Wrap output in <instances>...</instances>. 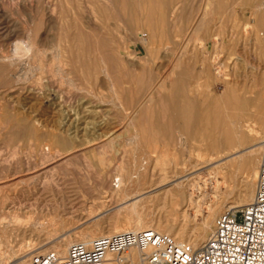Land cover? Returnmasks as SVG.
<instances>
[{"label": "rangeland", "instance_id": "rangeland-1", "mask_svg": "<svg viewBox=\"0 0 264 264\" xmlns=\"http://www.w3.org/2000/svg\"><path fill=\"white\" fill-rule=\"evenodd\" d=\"M42 1L0 0V125L4 124L2 129L0 126V255L2 254L3 261H6L7 264H12L17 249L19 247L23 250L27 249L28 243L29 245H37L36 247L45 244L44 247L36 250L45 251L43 249L47 247L46 250H50L49 247L52 245L53 240L61 238L70 240V243L65 240L68 246L74 243V240H77L78 237L80 238L83 233L97 231L101 226H106L108 221H116L115 214L118 211L117 206H115L116 199L117 205L123 199L112 196L110 191L107 192L105 186L117 174V166L119 169V164H122V161L124 168H132L134 167L132 163L135 161L136 164H139L140 159L151 154V149L155 145L162 152L170 150L169 153L175 152L182 145L197 147L200 144L201 128L198 129L197 126L195 129L192 128L188 119V115L194 111L209 116L210 120L204 131L207 133V139L211 142L213 136L218 134L219 131V128L214 125L215 110L219 105L222 106L220 99L223 98L227 85L231 86L238 83L240 87L246 86L254 93L258 92V89L263 88L264 90V57L254 39L253 32L250 29L251 26L248 25H251L252 22V9L250 6H241V0H191V2L190 0H148L149 4L147 5V0H108L109 2L103 0L101 3L97 0L94 3L92 2L94 0H77V3L76 0ZM139 1H142L143 5ZM82 2L85 4L84 6ZM124 2L125 4H123ZM38 3L40 5L37 7ZM112 3H116L113 5V9L110 6ZM134 4L139 5L140 8L139 6L137 8ZM209 4L210 6H208ZM104 5L107 7H104ZM119 5L122 6L119 7ZM186 5H188V9ZM99 9L102 12L104 11L103 15H101L102 12L99 13ZM91 10H94V14ZM164 10L170 11L165 13ZM48 13H51L52 16ZM111 13L115 14L111 15ZM142 13L143 15H141ZM44 15H47L46 18ZM68 15L71 18L66 17ZM140 15L143 16L141 20ZM54 16L57 18H53ZM116 16L118 17L116 18ZM39 17L42 19L39 20ZM76 18L81 21L79 20V22ZM101 18L105 19L102 20ZM140 21L142 22L140 23ZM64 34H67L68 37ZM38 35L40 36L38 37ZM30 36L34 37L33 39L37 45L41 46L43 44L39 47L44 55V57L41 56L42 59L39 58L35 61L24 59L25 62L23 61L21 65H17V68L9 66L6 61L2 62L4 55L8 60L12 59L16 45L28 42ZM138 38L141 40H138ZM193 39L194 41L197 39L198 42L194 43ZM155 42L156 44H154ZM203 42L206 49L203 48ZM222 42L223 44H221ZM66 43L71 48H68ZM158 46L163 48L160 49ZM39 60L43 61L40 62ZM51 63L52 65H50ZM68 65H72L71 68ZM22 66L24 67L22 68ZM13 69L15 70L13 71ZM32 69H34L33 72ZM83 70L86 72L84 73ZM17 71L18 73H16ZM24 71L29 74H25ZM60 71L62 72L59 73ZM104 71H107L108 75ZM18 79H23V81ZM115 80L116 82L118 80V82L116 83ZM87 81L90 83L88 84ZM24 82H27L28 86ZM175 87L176 90L179 89L178 91H180L178 97H174ZM121 91L123 92L121 93ZM162 96H166L168 100L170 99L169 104L171 103V105H174L175 98L182 99V118L170 122L168 117H157L156 114L151 113V110L149 111L148 108L152 109L154 107L153 109H155L157 107L156 109H159L161 107L162 104L160 105L158 100ZM42 98L44 99L42 100ZM36 99H39V103L36 102ZM132 100L137 101L134 103ZM33 101L36 103H33ZM152 101L154 103H151ZM122 107H125V110ZM147 113L148 115H146ZM136 117H138V120H136ZM38 118L39 121H37ZM131 118L134 122L130 125ZM6 120L11 121L6 122ZM18 120L21 121L17 122ZM165 120H167V123ZM146 122L147 124H145ZM17 123L21 125L22 129H19ZM159 125L162 131L165 132V136H163L165 139L163 137L160 139L157 134ZM176 125L180 126L178 130ZM251 125L257 126L254 122H251ZM184 126L187 127L184 128ZM134 131L137 132L140 138L137 145L130 143V139L135 134ZM107 134L108 136H106ZM211 135L212 137H210ZM257 136L263 138L261 133ZM151 143L155 144H152L154 147L151 146ZM71 149L72 152H70ZM88 149L94 150H90V152ZM143 149H147L145 150L147 152ZM130 150L132 151L130 152ZM60 152H65L62 155H67L64 159L58 160ZM125 152H128V154ZM235 152L234 149L227 150L225 154L223 152L217 158L214 157V160L211 161L212 164L209 163L206 166L209 168L202 170L201 174L205 178L214 176L213 172L217 167L224 165L232 158H236V155L233 154ZM43 155L46 157H43ZM55 155L58 156L55 157ZM170 159L173 158L170 157ZM174 159L179 162L184 161V158L181 159L180 156H175ZM117 163L119 164L117 165ZM210 170L211 175L208 174ZM147 172L142 174L145 186L151 184V179L161 177V174H157L158 171L156 170V175L155 172H151V169ZM180 177L177 176L174 179L182 181L184 178ZM217 180L221 188L220 193L227 192L229 186L234 187V192L237 191L236 194L251 186V177L249 178L243 172L234 176L231 182H224L221 177H217ZM101 181L104 182L105 186ZM214 183L213 180L205 188L206 198L203 201L205 203L201 205L202 213L209 211L208 208L217 199L214 193ZM141 189L136 190L139 193L132 192L131 198L147 191V189ZM222 195L231 198L233 194L225 193ZM160 204L161 202L158 203V201L153 205L149 203L145 211H148L149 214L153 212L157 216L163 214L160 217L165 218L173 208L162 207ZM114 208L116 209L114 210ZM110 209H113L112 214L111 212L107 214L106 212ZM225 209L226 207L222 208L215 215V218ZM137 210L141 211L139 207ZM194 210L189 208L188 212L194 214ZM118 217L116 219H119V222L126 220L123 214ZM201 220V214H196L195 221L200 223ZM163 225L160 227V231L168 234V230L172 228ZM50 239L52 241H49ZM21 243L27 244L22 245Z\"/></svg>", "mask_w": 264, "mask_h": 264}, {"label": "bare ground", "instance_id": "bare-ground-1", "mask_svg": "<svg viewBox=\"0 0 264 264\" xmlns=\"http://www.w3.org/2000/svg\"><path fill=\"white\" fill-rule=\"evenodd\" d=\"M37 1V0H36ZM55 1V0H54ZM57 1V0H56ZM65 1V0H64ZM87 1V0H86ZM89 1V0H88ZM92 1V0H91ZM103 0H97V2L101 3ZM108 1V0H107ZM111 1V0H109ZM108 1V2H109ZM128 1V0H127ZM150 1V0H149ZM193 1V0H192ZM209 1V0H207ZM4 2V1H3ZM9 2V1H8ZM40 2H43L42 0H40ZM93 3L95 2L92 1ZM96 2V3H97ZM114 2V1H113ZM122 2V1H121ZM140 2V1H139ZM142 2V1H141ZM140 2V3H141ZM166 2V1H165ZM191 2V0H190ZM212 2V1H210ZM5 3V2H4ZM58 3V2H56ZM55 3V4H56ZM77 3V0H76ZM83 3V2H82ZM95 3V4H96ZM111 3V2H110ZM139 3V4H140ZM164 3V2H163ZM80 4V3H79ZM89 4V3H88ZM98 4V3H97ZM105 4V3H104ZM116 4V3H114ZM112 3V5H110L112 7V9L114 8ZM125 4V2L123 3ZM130 4V2H129ZM136 4V3H135ZM134 4V5H135ZM143 5V2L141 3ZM149 4L148 0L146 5ZM166 4V3H165ZM164 4V5H165ZM168 4V3H167ZM166 4V5H167ZM40 4L38 3L37 7ZM52 5V4H51ZM57 5V4H56ZM85 4L83 3V6ZM101 5V4H100ZM99 5V6H100ZM108 5V4H107ZM133 5V4H132ZM137 5V4H136ZM135 5V6H136ZM145 5V6H146ZM162 5V4H161ZM238 5V3H237ZM50 6V5H49ZM55 6V5H54ZM60 6V5H59ZM80 6V5H79ZM82 6V5H81ZM98 6V5H97ZM109 6V7H110ZM118 6V5H117ZM122 5H119V7ZM139 6V5H138ZM138 6H136L138 8ZM187 9H188V5ZM210 6V4L208 5ZM212 6V5H211ZM241 6H250V8L252 9V22L251 25L248 24L249 26H251V30H252V34L254 35V39L257 42V44L259 45V48L261 50V52L263 53V57H264V0H241ZM61 7V6H60ZM87 7V6H86ZM92 7V6H91ZM96 7V6H95ZM94 7V9H95ZM104 7H107L104 5ZM108 7V8H109ZM110 7V9H111ZM128 7V6H126ZM135 7V8H136ZM213 7V6H212ZM41 8V7H40ZM57 8V7H56ZM54 8V9H56ZM63 8V7H62ZM88 8V7H87ZM140 8V6H139ZM148 8V7H147ZM190 8V5H189ZM39 9V8H38ZM68 9V8H67ZM109 9V10H110ZM111 9V10H112ZM128 9V8H127ZM143 9V8H142ZM150 9V8H148ZM186 9V11H187ZM191 9V8H190ZM57 10V9H56ZM55 10V12H56ZM87 10V9H86ZM96 10V9H95ZM100 10V9H99ZM105 10V9H104ZM107 10V9H106ZM108 10V11H109ZM136 10V9H135ZM139 10V9H138ZM137 10V11H138ZM141 10V9H140ZM139 10V11H140ZM152 11V9H150ZM40 11V9H39ZM60 11H64V10H60ZM88 11V10H87ZM117 11V10H116ZM129 11V10H128ZM157 11V10H154ZM165 11V10H164ZM170 10L165 11V13H169ZM174 11V10H173ZM190 11V10H189ZM210 11V10H208ZM58 12V11H57ZM79 12V11H78ZM82 12V11H80ZM85 12V11H84ZM90 12V11H89ZM92 14H94V10L92 11ZM96 12V11H95ZM102 12L101 10L99 11V13ZM104 12V11H103ZM103 12L101 15H103ZM120 12V11H118ZM147 12V11H145ZM36 13V12H35ZM47 13V12H46ZM62 13V12H60ZM98 13V12H97ZM121 13V12H120ZM125 13V12H124ZM123 13V14H124ZM150 13V12H149ZM175 13V12H174ZM187 13V12H186ZM210 13V12H209ZM37 14V13H36ZM51 15V13H48V15ZM54 14V13H53ZM67 14V13H66ZM82 14V13H81ZM88 14V12H87ZM91 14V15H92ZM105 14V13H104ZM115 14V13H113ZM111 13V15H113ZM128 14V13H125ZM145 14V13H144ZM172 14V11H171ZM189 14V13H188ZM38 15V14H37ZM58 15V14H57ZM56 15V16H57ZM71 15V13H70ZM89 15V14H88ZM98 15V14H97ZM96 15V16H97ZM117 15V14H116ZM143 15V13L141 14ZM139 16L140 20L141 17L143 16ZM146 15V14H145ZM144 15V16H145ZM149 15V14H148ZM152 15V12H151ZM186 15V14H185ZM40 16H41V12H40ZM43 16V14H42ZM47 15H44V17L46 18ZM49 16V17H51ZM64 16V15H63ZM83 16V15H81ZM106 16V15H105ZM130 16V15H128ZM158 16V15H157ZM167 16V15H166ZM165 16V17H166ZM61 17V16H60ZM59 17V18H60ZM66 17H70L69 15ZM85 17V16H84ZM100 17V16H99ZM103 17V16H102ZM118 16H116L117 18ZM148 17V16H147ZM151 17V16H150ZM169 17V16H168ZM33 18V16H32ZM41 17H39L40 20ZM53 18H57V17H53ZM62 18V17H61ZM65 18V16H64ZM71 18V17H70ZM75 18V17H73ZM98 18V17H97ZM109 18V17H108ZM128 18V17H127ZM145 18V17H144ZM152 18V17H151ZM42 19V18H41ZM93 19V18H92ZM102 20L105 18H101ZM107 19V16H106ZM129 19V18H128ZM66 20V19H63ZM70 20V19H69ZM75 20V19H74ZM76 20H80L79 18H76ZM89 20V19H88ZM95 20V19H94ZM100 20V19H99ZM123 20V19H122ZM62 21V20H60ZM81 21V20H80ZM79 21V22H80ZM118 21V19H117ZM120 21V20H119ZM126 21V20H125ZM157 21V18H156ZM43 22V21H42ZM76 22V21H75ZM131 22V21H130ZM142 21H140L141 23ZM133 23V22H132ZM87 24V23H86ZM89 24V23H88ZM87 24V25H88ZM121 24V23H120ZM130 24V23H129ZM143 24V23H142ZM157 24V22H156ZM246 24V23H245ZM80 25V24H79ZM124 25V24H122ZM127 25V23H126ZM145 25V24H144ZM125 26V25H124ZM131 26V25H129ZM195 26V25H194ZM202 26V25H201ZM86 27V26H85ZM137 27V26H136ZM147 27V26H146ZM221 27V26H219ZM245 27V26H243ZM247 27V26H246ZM64 28V27H63ZM62 28V29H63ZM89 28H91V26H89ZM88 28V30H89ZM141 28V27H140ZM139 28V29H140ZM152 28V27H151ZM202 28V27H201ZM249 28V27H248ZM246 28V29H248ZM130 29V28H128ZM134 29V27H133ZM138 29V31H140ZM204 29V28H203ZM208 29V28H207ZM206 29V30H207ZM82 31V28L80 29ZM87 30V29H86ZM125 30V29H124ZM219 30V29H218ZM64 31V30H63ZM62 31V32H63ZM134 32V30H132ZM152 31V30H151ZM88 32V31H87ZM90 32V31H89ZM127 32V31H126ZM141 32V31H140ZM31 33V32H30ZM35 33V31H34ZM33 33V34H34ZM65 33V31H64ZM94 33V32H91ZM205 33V32H204ZM67 34H64V36H66ZM81 35V34H79ZM135 35V34H134ZM138 35V34H137ZM136 35V36H137ZM141 35V34H139ZM29 36V35H28ZM27 36V37H28ZM40 35H38L39 37ZM197 36V35H195ZM199 36V35H198ZM208 36V35H207ZM26 37V38H27ZM68 37V36H66ZM81 37V36H79ZM84 37V36H83ZM134 37V36H133ZM138 37V36H137ZM202 37V36H201ZM219 37V36H218ZM222 37V36H220ZM34 38V37H33ZM31 36L28 38V42L26 43H20L17 44L15 47V52H14V57L12 59H7L6 57L3 56L2 58V62L6 61L8 63L9 66H17V65H21L23 63V61L25 62L24 59H28V60H33L35 61L36 59H39L42 57H44V55L42 54V51L40 50L39 47H41L40 45H37L35 40L33 39ZM37 38V36H36ZM73 38V37H72ZM149 38V36H148ZM195 38V37H194ZM38 39V38H37ZM36 39V40H37ZM62 39H64L62 37ZM67 39V38H66ZM132 39V37H131ZM140 38H138L139 40ZM152 39V38H151ZM154 39V37H153ZM208 39V38H207ZM135 40V38H134ZM141 40V39H140ZM157 40V39H156ZM163 40V39H162ZM161 40V41H162ZM204 40V39H203ZM38 41V40H37ZM59 41V40H58ZM76 41V40H75ZM144 41V40H143ZM191 41V40H190ZM39 42V41H38ZM42 42V41H41ZM40 42V43H41ZM62 42V41H61ZM70 42V41H69ZM142 42V41H141ZM147 42V41H146ZM193 42H198L197 39L196 41ZM201 42V41H200ZM221 42V41H220ZM254 42V43H256ZM64 43V42H62ZM77 43V42H76ZM136 43V42H135ZM165 43V42H163ZM204 43V42H203ZM206 43V40H205ZM205 43L203 44V48ZM59 44V43H58ZM67 44V43H66ZM156 44V42L154 43ZM162 44V43H161ZM223 44V42L221 43ZM15 45V44H14ZM61 45V44H60ZM65 45V44H63ZM62 45V46H63ZM72 45V44H71ZM164 45V44H162ZM194 45V44H193ZM202 45V44H201ZM218 45V43H217ZM230 45V44H229ZM68 48H71V46H69V44L66 45ZM65 46V47H66ZM155 46V45H154ZM97 47V46H96ZM200 47V46H199ZM44 48V47H42ZM106 48V47H105ZM121 48V47H120ZM158 48H163L161 46H158ZM201 48V47H200ZM222 48V46H221ZM224 48V47H223ZM234 48V47H232ZM62 49V48H61ZM154 49V48H153ZM206 49V48H205ZM68 50V49H67ZM124 50V49H123ZM156 50V49H155ZM221 50V49H220ZM46 51V49H45ZM113 52V51H112ZM216 52V51H215ZM65 53V52H64ZM63 53V54H64ZM73 53V52H72ZM53 54V53H52ZM10 55V54H8ZM65 55V54H64ZM73 56V54H71ZM110 55V54H108ZM42 56V57H41ZM71 56V57H72ZM111 56V55H110ZM76 57V56H75ZM107 57V56H106ZM60 58V57H59ZM240 58V57H239ZM238 59V58H237ZM64 60V59H63ZM66 60V59H65ZM106 60V59H105ZM108 60V59H107ZM112 60V59H111ZM116 60V59H115ZM241 60V59H240ZM40 62H42L41 60H39ZM56 61V59H55ZM238 61V60H237ZM5 62V64H6ZM104 63V61H102ZM52 63H54L52 61ZM52 63L50 65H52ZM101 63V62H99ZM31 64V63H30ZM63 64V63H61ZM65 64V63H64ZM69 64V63H68ZM71 64V63H70ZM105 64V63H104ZM108 64V63H107ZM24 65V64H23ZM54 65V64H53ZM56 65V64H55ZM114 65V64H113ZM213 65V64H212ZM26 66V65H24ZM22 66V68L24 67ZM42 66V65H41ZM70 66V65H68ZM66 66V67H68ZM72 66V65H71ZM70 66V68H71ZM108 66V65H106ZM30 67V66H29ZM57 67V66H56ZM62 67V66H61ZM60 67V68H61ZM65 68V65L63 66ZM93 67V66H92ZM96 67V66H95ZM98 67V66H97ZM102 67V66H101ZM100 67V68H101ZM13 68V67H12ZM17 68V67H16ZM19 68V66H18ZM32 68V67H31ZM35 68V67H33ZM58 68L59 70H62ZM63 68V71H64ZM25 69V68H24ZM53 69V67H52ZM56 70V68H54ZM57 69V70H58ZM69 69V68H68ZM73 69V67H72ZM99 69V68H97ZM15 69H13L14 71ZM22 70V69H21ZM20 70V71H21ZM31 70V69H30ZM36 71L38 70L35 69ZM45 70V69H43ZM40 70V71H43ZM67 70V69H66ZM86 70V69H85ZM107 70V69H106ZM5 71V70H4ZM34 71V69H32V72ZM39 71V72H40ZM70 71H74V70H70ZM84 71V70H83ZM98 71V70H97ZM100 71V69H99ZM109 71V70H108ZM25 72V71H24ZM38 72V73H39ZM55 72V71H54ZM62 71H60L59 73H61ZM86 71H84L85 73ZM88 72V71H87ZM101 72V71H100ZM18 73V71L16 72ZM27 72H25L26 74ZM72 73V72H71ZM104 73L106 75H108L107 71H104ZM8 74V73H7ZM24 74V73H22ZM24 74V75H25ZM29 74V73H27ZM41 74V73H39ZM70 74V73H69ZM83 74V73H82ZM81 74V75H82ZM113 74H115V72H113ZM207 74V73H206ZM218 74V73H216ZM264 74V72H263ZM9 75V74H8ZM18 75V74H17ZM62 75V74H61ZM67 75V74H66ZM19 76V75H18ZM27 77V75H25ZM40 76V75H39ZM38 76V77H39ZM72 76V75H71ZM93 76V75H92ZM91 76V77H92ZM179 76V75H178ZM219 76V75H218ZM73 77V76H72ZM89 77V76H88ZM96 77V76H95ZM30 78V76H29ZM40 78V77H39ZM38 78V80H40ZM85 78V77H84ZM90 78V77H89ZM180 78V77H179ZM15 79V78H14ZM66 79V78H65ZM64 79V80H65ZM116 79V78H114ZM112 79V80H114ZM178 79V78H177ZM12 80V78H11ZM16 80V79H15ZM20 81H23V79H18ZM27 80V79H26ZM30 80V79H29ZM36 80V78L34 79V81ZM37 80V81H38ZM13 81V80H12ZM19 81V82H20ZM25 81V79H24ZM28 81V80H27ZM61 81V80H60ZM69 81V78H68ZM76 81V80H75ZM85 81V80H84ZM17 82V81H16ZM41 82V81H40ZM66 82V81H65ZM71 82V80H70ZM73 82V81H72ZM86 82V81H85ZM116 82V80H115ZM118 82V80H117ZM116 82V83H117ZM178 82V81H177ZM21 83V82H20ZM25 83V82H24ZM27 83V82H26ZM25 83V84H26ZM36 83V82H35ZM34 83V86H35ZM62 83V82H61ZM74 83V82H73ZM77 83V82H76ZM87 83L89 84L90 82L87 81ZM18 84V82H17ZM75 84V83H74ZM181 84V83H180ZM19 85V84H18ZM22 85V84H21ZM20 85V86H21ZM27 85V84H26ZM37 85V84H36ZM79 85V84H78ZM28 86V85H27ZM38 86V85H37ZM41 86V85H40ZM72 86V84H71ZM75 86V85H74ZM175 86V85H174ZM22 87V86H21ZM88 87V86H87ZM86 87V88H87ZM24 88V87H23ZM27 88V87H26ZM34 88V87H33ZM43 88V87H41ZM72 88V87H71ZM91 88V87H90ZM112 88V87H111ZM2 89V88H1ZM37 89V88H36ZM40 89V88H39ZM177 88L175 87L174 90H176ZM23 90V89H22ZM34 90V89H33ZM42 90V89H40ZM90 90V89H89ZM119 90V89H118ZM179 90V89H178ZM176 90L174 97H178V95L180 94V91ZM9 91V90H8ZM43 91V90H42ZM49 91V90H48ZM188 91V90H187ZM241 91V92H240ZM258 92H251L249 89L246 88V86L240 87L237 84H233L231 86L227 85L226 90L224 91V96L222 99H220V103H222V106L220 107V105L218 107H216L215 110V115H214V125L215 127H218L219 131L218 134H215L212 138V143L210 142L209 139H207V133L204 131L205 126L208 125L209 123V116L207 114H203V113H198L196 111L193 113H190L189 116V120H190V125L191 127L195 129V127L197 126L198 129L201 128V139H200V144L197 145V147H191V146H179L175 152L173 151L172 153H169V151L167 152H162L159 148H157V146L154 143H151L155 145L152 146L154 148L151 149V154L150 155H146V157H144L143 159H140V163L136 164V162L132 161L133 166L132 168H124L123 167V161L122 164L117 163V165L119 164V169L117 166V174L115 176H113V178H111L109 181V184L107 186L104 185V182L102 184L107 187V192L110 191V193L112 194V196H115L117 198H121L123 199V201L117 205V199H116V204L115 206H117L116 208H118V211L116 212L115 216L118 217L120 215L123 214V216L126 217V220L124 222H119V219H116V221H112L106 224V226H101V228H99V230L97 231H89V232H85V233H81V237L77 240H74L75 242H84V243H88L90 242L92 239L97 238V237H101V236H105V235H111V234H116L119 232H124V231H128V230H141V229H153L156 230L158 232L160 231V227L162 226V224H164L167 227L172 228L171 230H168V234L171 235L177 242H184L183 240H186L185 242L192 245L193 247H199L200 245H202L210 236V234L213 232L214 227H215V215H217V213L220 212V210L222 208L226 209L221 212L224 213L229 209H234V208H239L249 202H251L254 198V194H255V190H256V184H257V177H258V168H259V164L261 161V158L264 154V90L263 88L261 90H257ZM41 92V91H40ZM39 92V93H40ZM44 92V91H43ZM51 92V91H49ZM112 92V91H111ZM120 92V91H119ZM123 91H121L122 93ZM131 92V91H130ZM160 92V91H159ZM38 93V94H39ZM53 93V92H52ZM91 93V92H90ZM174 93V92H173ZM179 93V94H178ZM32 94V93H31ZM37 94V95H38ZM49 94V93H48ZM47 94V95H48ZM92 94V93H91ZM94 94V93H93ZM115 94V93H114ZM154 94V93H153ZM152 94V95H153ZM156 94V93H155ZM161 94H163L161 92ZM28 95V94H27ZM45 95V94H44ZM50 95V94H49ZM48 95V97L50 98V96ZM57 95V94H56ZM55 95V96H56ZM119 95V94H118ZM168 95V94H167ZM39 96V95H38ZM46 96V95H45ZM54 96V95H53ZM97 96V95H96ZM148 96V95H147ZM161 96V95H160ZM30 97V94H29ZM132 97V96H131ZM153 97V96H151ZM181 97V96H180ZM221 97V96H220ZM119 98V97H117ZM156 98V97H154ZM44 98H42L43 100ZM55 99V97H54ZM120 99V98H119ZM131 99V98H130ZM149 99V98H148ZM147 99V101H148ZM158 99V98H157ZM160 100H158L160 102L161 107L159 109H151L148 108L149 111L151 110V113H154V115L156 114L157 117H168L169 121L171 122V120H175V119H180L183 117V107L181 106L182 104V99H176L174 100V105H171V103L169 104V100L168 98L165 96H162L161 98H159ZM30 100V99H29ZM33 100V99H32ZM39 99H36V102ZM145 100V99H144ZM154 100V99H153ZM156 100V99H155ZM154 100V101H155ZM210 100V99H209ZM212 100V99H211ZM31 101V100H30ZM52 101V100H51ZM102 101V100H101ZM106 101V100H105ZM120 101V100H119ZM130 101V100H129ZM134 101V100H132ZM137 101V100H136ZM134 101V103L136 102ZM171 101V100H170ZM173 101V100H172ZM216 101V100H215ZM35 101H33L34 103ZM35 102V103H36ZM49 102V101H48ZM116 103V101H114ZM124 102V101H123ZM139 102V100H138ZM141 102V101H140ZM39 103V101H38ZM50 103V102H49ZM53 103V102H52ZM151 103H154L153 101ZM121 105L123 103H120ZM139 104V103H137ZM141 104V103H140ZM159 104V103H158ZM209 104V103H208ZM39 105V104H38ZM51 105V104H50ZM200 105V104H198ZM48 106V104H47ZM53 106V105H52ZM151 106V105H150ZM49 107V106H48ZM125 107L129 108L128 106L125 105ZM125 107H122V109ZM138 107V106H137ZM144 107L146 108L145 104ZM46 108V107H44ZM51 108V106H50ZM126 108V110H127ZM203 108V107H202ZM36 109V108H35ZM39 109V108H38ZM37 109V110H38ZM42 109V108H41ZM52 109V108H51ZM55 109V108H54ZM206 109V108H204ZM212 109V108H211ZM131 110V108H130ZM200 110V109H199ZM198 110V111H199ZM203 110V109H202ZM39 111V110H38ZM136 112V110H134ZM139 111V110H137ZM143 111V110H141ZM145 111V109H144ZM143 111V112H144ZM59 112V111H58ZM125 112V111H124ZM133 112V110L131 111V113ZM205 112V111H204ZM145 113V112H144ZM212 113V112H211ZM40 115V114H39ZM127 116V113L125 114ZM135 115V114H133ZM137 115V114H136ZM135 115V116H136ZM145 116V114H143ZM148 115V113L146 114ZM152 115V114H151ZM13 116V115H12ZM138 116V115H137ZM153 116V115H152ZM129 117V116H128ZM131 117V114H130ZM129 117V119H130ZM143 117V116H142ZM186 117V116H185ZM61 118V117H60ZM87 118V117H86ZM132 118H134L132 116ZM130 120V125L133 124L134 120ZM138 120V117H136ZM128 119V118H127ZM135 119V118H134ZM148 120V119H147ZM159 120V119H158ZM157 120V121H158ZM5 121V120H4ZM3 121V123H4ZM7 121H11V120H6ZM21 120H18L17 122H20ZM29 121V120H28ZM37 121H39V118L37 119ZM149 121V120H148ZM154 121V120H153ZM167 120H165L166 122ZM62 122V121H61ZM69 122V121H67ZM152 122V121H151ZM160 122V120H159ZM251 122L257 124V126H253L251 125ZM15 123V122H13ZM43 123V122H42ZM149 123V122H148ZM156 123V122H155ZM163 123V122H162ZM167 123V122H166ZM177 123V122H176ZM20 124V123H19ZM23 124V123H22ZM39 124V123H37ZM36 124V125H37ZM64 124V123H63ZM62 124V125H63ZM147 124V122L145 123ZM150 124V123H149ZM152 124V123H151ZM180 124V123H179ZM188 124V123H187ZM29 125V124H26ZM33 125V124H32ZM60 125V124H59ZM163 125V124H162ZM1 129L4 127L3 125H0ZM19 129L22 127H20L21 125H18ZM61 126V125H60ZM68 126V125H67ZM137 126V125H136ZM139 126V125H138ZM150 126V125H149ZM177 126V125H176ZM25 127V126H24ZM32 127V126H31ZM34 127V126H33ZM37 127V126H36ZM66 127V126H65ZM164 127V126H163ZM180 127V126H179ZM177 126V130L179 128ZM187 126H184V128ZM18 128V127H17ZM63 128V127H62ZM92 128V127H91ZM94 128V127H93ZM157 128V125H156ZM155 128V129H156ZM159 130L157 132V134L159 135V138L161 139L163 136H165V132L162 131L161 126H158ZM166 128V127H164ZM191 128V129H192ZM18 129V130H19ZM148 129V128H147ZM153 129V127H152ZM167 129V128H166ZM193 129V131H194ZM208 129V128H207ZM79 130V129H77ZM137 130V129H136ZM151 130V129H150ZM165 130V129H164ZM55 131V130H54ZM53 131V132H54ZM70 131V130H69ZM168 131V130H167ZM176 131V130H175ZM199 131V130H198ZM18 132V131H17ZM21 132V131H20ZM80 132V131H79ZM78 132V134H79ZM135 132V131H134ZM139 132V131H138ZM156 132V131H155ZM178 132V131H177ZM192 132V131H191ZM195 132V131H194ZM197 132V131H196ZM26 134H28L27 132H25ZM86 133V132H85ZM179 133H181L179 131ZM262 134L263 138L258 137V134ZM18 134V133H17ZM134 134V133H133ZM47 135V134H46ZM54 135V134H53ZM91 135V134H90ZM96 135V134H94ZM114 135V134H113ZM168 136V134H166ZM29 136V135H28ZM34 136V135H31ZM36 136V135H35ZM57 136V135H56ZM75 136V135H74ZM108 136V134L106 135ZM157 136V135H156ZM172 136V135H171ZM170 136V137H171ZM185 135L183 134V137ZM27 137V136H26ZM65 137V136H63ZM62 137V138H63ZM73 137V136H72ZM111 137V135H110ZM182 137V136H181ZM188 137V136H187ZM212 137V135L210 136ZM51 138V137H50ZM89 138V137H88ZM98 138V137H97ZM103 138V137H102ZM129 139V137H127ZM193 138V137H192ZM197 138V136H196ZM195 138V139H196ZM56 139V137H55ZM92 139V138H91ZM104 139H106L104 137ZM163 139H165L163 137ZM178 139V138H177ZM102 141H104L103 139H101ZM99 140V141H101ZM158 140V139H157ZM180 140H182L180 138ZM179 140V141H180ZM184 140L186 141L185 137ZM209 140V141H207ZM39 141V140H37ZM56 141V140H54ZM188 141V140H187ZM209 142L210 144L206 143ZM62 142V141H61ZM113 142V141H112ZM129 142V141H128ZM140 142V138L137 134V132H135V134L133 135V137L130 139V143L137 145ZM63 143L66 144L65 141H63ZM101 143V142H100ZM105 143V142H103ZM91 144V143H89ZM102 144V143H101ZM107 144V143H105ZM111 144V143H110ZM51 145V144H50ZM68 145V144H67ZM74 145V142H73ZM72 145V146H73ZM92 145V144H91ZM90 145V146H91ZM95 145V143H94ZM104 145V144H102ZM142 145V144H140ZM181 145V144H180ZM81 146V145H80ZM87 146V145H86ZM96 146V145H95ZM149 146V145H147ZM163 146V145H162ZM176 146V145H175ZM54 147V146H53ZM63 147V146H62ZM76 147V146H75ZM84 147V145H83ZM88 147V146H87ZM99 147V146H98ZM101 147V146H100ZM106 147V146H105ZM128 147V146H127ZM130 147V146H129ZM145 147V145H144ZM57 148V147H55ZM74 148V147H73ZM79 148V147H76ZM82 148V147H81ZM94 148V146H93ZM126 148V147H125ZM163 148V147H162ZM161 148V149H162ZM61 149V148H60ZM86 149V148H85ZM84 149V150H85ZM165 149V148H164ZM234 149L236 152L233 153L236 155V158H232L230 160H228L227 158V162L224 165H221L219 167H217L213 174L214 176H210L209 178H205V176H203V174H201L202 170H207L206 167L209 163H211L212 160H214V157L217 158L219 154L223 153L225 154V151H229ZM65 150V149H64ZM63 150V151H64ZM87 150V149H86ZM89 150V149H88ZM91 151H93L92 149H90ZM89 150V151H90ZM104 150H106L104 148ZM136 150V149H135ZM144 150V149H143ZM147 150V149H145ZM144 150V151H145ZM166 150V149H165ZM44 151V150H43ZM59 151V150H58ZM61 151V150H60ZM80 151V150H79ZM78 151V152H79ZM88 151V152H89ZM90 151V152H91ZM125 151H127L125 149ZM129 151V150H128ZM132 150H130L131 152ZM143 151V152H144ZM41 152V151H40ZM45 152V151H44ZM54 152V151H52ZM69 152V151H68ZM72 152V149L71 151ZM75 152V151H73ZM142 152V151H141ZM147 152V151H145ZM56 153V152H55ZM59 154V152H57ZM63 152H60V155H55V157L58 156V160L60 159H64L65 156L67 155H62ZM65 153V152H64ZM63 153V154H64ZM67 153V152H66ZM83 153V152H82ZM123 153V152H122ZM126 153V152H125ZM139 153V152H138ZM171 155H168V154ZM49 154V153H48ZM77 154V153H76ZM128 154V152L126 153ZM125 154V156H126ZM132 154V153H129ZM136 154V153H135ZM148 154V153H147ZM47 155V154H46ZM51 155V154H50ZM73 155V154H72ZM71 155V156H72ZM86 155V154H85ZM123 155V154H122ZM124 156V155H123ZM175 156H180L181 159L182 157L184 158V161H177L175 158ZM43 157H46L45 155H43ZM48 157V156H47ZM70 157V156H69ZM136 157V156H135ZM138 157V156H137ZM173 158V159H170ZM49 158V157H48ZM54 158V157H52ZM107 158V157H106ZM225 158V157H224ZM51 159V158H50ZM68 159V157H67ZM135 159V158H134ZM180 159V158H179ZM48 160V159H47ZM121 160H123L121 158ZM120 160V162H121ZM132 160V158H131ZM221 160V159H220ZM225 160V159H224ZM50 161V160H49ZM64 161V160H63ZM65 162V161H64ZM63 162V163H64ZM68 162V160H67ZM129 162V161H128ZM131 162V161H130ZM216 162V161H215ZM219 162V161H217ZM221 162V161H220ZM90 163V162H89ZM91 164V163H90ZM89 164V166H90ZM126 164V163H125ZM212 164V163H211ZM129 165V164H128ZM45 166V165H44ZM125 167H127L126 165H124ZM132 166V165H131ZM151 166V167H150ZM15 167V166H14ZM211 167V166H210ZM37 168V167H36ZM212 168V167H211ZM151 169V172L154 173L155 170L158 171L157 174H161V177H157L156 179H151V184L145 186L146 184H144V178L142 177V174L147 172L148 170ZM213 170V169H212ZM116 171V169H115ZM29 172V171H28ZM208 172V171H207ZM243 172L244 174L246 173L249 178L251 177V186L250 188H247L245 191H241V193H235L237 192L235 190L234 192V187L229 186L227 187V192L225 193H229L230 195L233 194L231 196V198L229 197H225L222 194L225 193H220V185L218 183L217 177H221L223 179L224 182H228V181H232V179L234 178V176L238 175L239 173ZM148 173V172H147ZM209 175L212 174L211 170L208 173ZM156 175V172H155ZM183 177L184 179L182 181H178V179H174L176 177ZM109 177V175H108ZM107 177V178H108ZM180 177V178H181ZM248 178V177H247ZM174 179V180H173ZM108 180V179H107ZM215 181V186H214V193L217 196L216 201H214V203L211 205L209 209V211H207L206 209V213H202L201 212V205L206 198V194H205V188L210 185L212 183V181ZM105 181V180H104ZM100 182V183H101ZM147 183V181H145ZM100 184V185H102ZM99 185V186H100ZM102 185V186H103ZM255 185V188H254ZM101 186V187H102ZM140 188L143 189H147V191L137 194L135 197L131 198L132 192H138L136 190H140ZM105 189V188H104ZM103 189V190H104ZM240 189V188H239ZM106 190V189H105ZM213 191V190H212ZM139 193V192H138ZM156 201L161 202L160 205H162V207L167 206L170 208H173V210H171L168 215H166L165 218H162L160 216H157V214L155 215V213H147L145 211L146 208H148L147 206L149 205V203H151V205H153V203H156ZM210 204V203H209ZM208 204V205H209ZM150 205V207H151ZM158 205V206H160ZM210 206V205H209ZM114 207V206H113ZM140 208L141 211L137 210V208ZM154 207V206H153ZM161 207V206H160ZM114 208V210L116 209ZM177 208V210L175 209ZM189 208L191 209H195L194 210V214H190L188 212ZM152 209V208H150ZM107 211V210H106ZM105 211V212H106ZM111 211H113V209L108 210L106 213H110ZM159 213V212H158ZM200 213L202 216V220L200 223H197L195 221V217L196 214ZM112 214V212H111ZM108 216V215H107ZM218 217V216H217ZM120 218V217H118ZM39 222V221H37ZM41 223V222H40ZM98 223V222H97ZM105 223V222H103ZM63 224V223H62ZM102 224V223H101ZM213 224V227H212ZM163 225V226H164ZM90 228V225H89ZM51 229V228H50ZM88 230V229H85ZM44 231V230H43ZM82 232V229L80 230ZM79 231V232H80ZM164 232V231H163ZM162 232V233H163ZM209 234V235H208ZM54 238V237H53ZM57 238V237H56ZM76 238V237H75ZM46 239V238H45ZM47 240V239H46ZM66 240V239H65ZM63 240L61 238H59L58 240L55 239V241L53 240L52 245L49 247L50 250L55 251L59 256H63L66 254L67 249L69 247V245L67 246L66 241L68 240ZM49 241H52L51 239ZM48 241V242H49ZM70 241V240H69ZM68 241V242H69ZM74 242V243H75ZM70 243V242H69ZM22 244V243H21ZM18 244V245H21ZM23 244H27V243H23ZM22 244V245H23ZM48 245V244H47ZM37 246V245H36ZM35 245H29L28 243V248L23 250L21 247H19L15 253V257L12 260V264H29V257L32 253H34L37 249H40L42 247L45 246V244L40 245L39 247H36ZM48 248V247H47ZM47 248L43 249L46 250ZM11 249V248H10ZM12 251V250H11ZM14 251V250H13ZM12 251V252H13ZM15 252V251H14ZM5 253V252H4ZM8 253V252H7ZM2 255V254H1ZM0 255V264H7V262L3 261V257ZM4 256V255H3ZM130 262H135L137 261V254H136V250L132 249V256L129 258Z\"/></svg>", "mask_w": 264, "mask_h": 264}, {"label": "built area", "instance_id": "built-area-1", "mask_svg": "<svg viewBox=\"0 0 264 264\" xmlns=\"http://www.w3.org/2000/svg\"><path fill=\"white\" fill-rule=\"evenodd\" d=\"M132 249L135 262L129 261ZM29 264H264V154L253 200L220 214L199 247L147 228L75 242L63 256L53 250L35 251Z\"/></svg>", "mask_w": 264, "mask_h": 264}]
</instances>
